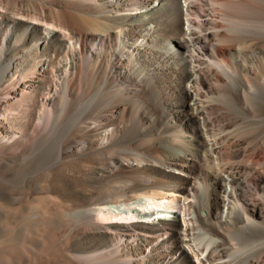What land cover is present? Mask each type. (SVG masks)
Masks as SVG:
<instances>
[{"label": "bare ground", "instance_id": "bare-ground-1", "mask_svg": "<svg viewBox=\"0 0 264 264\" xmlns=\"http://www.w3.org/2000/svg\"><path fill=\"white\" fill-rule=\"evenodd\" d=\"M7 79L42 111L0 153V199L30 216L0 264H264L235 247L264 233V0H0Z\"/></svg>", "mask_w": 264, "mask_h": 264}, {"label": "rangeland", "instance_id": "rangeland-1", "mask_svg": "<svg viewBox=\"0 0 264 264\" xmlns=\"http://www.w3.org/2000/svg\"><path fill=\"white\" fill-rule=\"evenodd\" d=\"M21 78L22 77L20 76L19 78H17V80ZM14 84H15V81H11V79H7V81L5 82V86L3 87V89L0 90L1 91L0 92V153L4 155L14 154V149H16V147L20 144L24 143V144L29 145L31 141L30 140L31 136L35 133H38L41 129V127L39 126V119L37 118V114L40 111H42L41 110L42 107L40 106L38 102L39 92L34 87V85L28 86L27 88L24 89L25 91L21 88L16 89V91H13L12 89L16 87V85L14 86ZM162 84L163 83H161V86ZM168 96L169 97L176 96V100H178L179 102L189 101V97L183 94L180 89L176 91L175 95H168ZM88 97H89V94H88ZM87 108H89L88 102L84 101V102H81L79 105L77 104L76 108H73L69 116L62 122L63 123L62 126L73 127L74 129L78 126L85 125L84 122L77 124L76 120L78 118V114L83 112V110ZM179 109L180 111L184 113V111L185 112L188 111V105L181 104V106H179ZM109 113L110 112H102V115L99 117V119H101L102 116H107ZM179 118L180 120H182L183 118L182 121L186 120L188 125L194 124V121H191L188 117L186 118L185 115H182V117H179ZM180 120L179 122H182ZM86 122L89 123V119H87ZM176 124L177 126H175V129H180L181 127L179 126V124L178 123ZM75 131L76 130H74L73 132ZM171 133L172 131H170L169 129L166 132V134H171ZM21 191L22 189L20 190L19 194L14 195V199L10 198L9 202L4 199H0V253L3 255H5L4 249L7 246H12L16 250L18 246L22 245L21 234L22 232H24L27 218L30 217L29 213H27V211L24 210V205L25 203H27L28 199L25 198V196L22 194ZM33 196L36 197V195H33ZM40 201L37 203L45 207L46 206L45 202L43 200L41 202ZM53 201H54L52 203L53 206L58 205L57 201L55 200ZM163 202L166 203L165 201ZM52 205L51 207H53ZM48 209L50 210L51 208H48ZM155 210L162 212V213L153 215V219H156V220L163 218V217H172L174 213H177L176 209H170L171 213L163 212L161 208H155ZM200 214L202 216H205L204 211L203 212L201 211ZM126 216L127 218H130L128 214ZM190 217L188 218L191 220ZM119 221H123V220H119ZM133 221L140 222L144 220L142 218H135L133 219ZM196 228L197 229H195V232L198 234V236H196L195 241L198 243L204 241L205 240L204 238H208V240L211 238L213 240H218L219 238L217 237H219V235L221 236V233L217 231V229L215 228L210 227L212 229L211 230L210 228L206 226L204 227V225L202 226L197 225ZM244 239L245 240L237 241V244L235 245V247L249 249L259 244V246L264 248V233H262L259 236L258 235L257 236H245ZM187 250H188L189 255H191L192 257V254L189 248H187Z\"/></svg>", "mask_w": 264, "mask_h": 264}]
</instances>
